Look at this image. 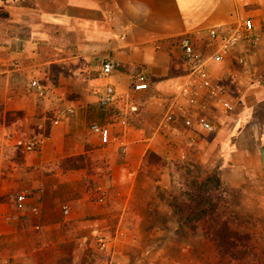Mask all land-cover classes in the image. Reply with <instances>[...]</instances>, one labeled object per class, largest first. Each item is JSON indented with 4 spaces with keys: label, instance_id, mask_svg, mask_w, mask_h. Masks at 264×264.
Listing matches in <instances>:
<instances>
[{
    "label": "crops",
    "instance_id": "crops-1",
    "mask_svg": "<svg viewBox=\"0 0 264 264\" xmlns=\"http://www.w3.org/2000/svg\"><path fill=\"white\" fill-rule=\"evenodd\" d=\"M247 18L254 21L261 36L259 44L249 48L250 68L231 62L213 63L197 95L187 92L188 66L182 39L191 37L197 50L208 57L214 48L208 46L209 37L203 31ZM105 60L114 64L107 78L100 74ZM139 74L148 77L149 86L135 91L134 78ZM33 81L45 85L43 95L30 87ZM106 84L115 87L116 99L103 108L97 91ZM31 96L39 97L45 109L52 110L46 122V126L50 124L49 135L40 150L20 153L21 159L16 160L6 151L11 146L16 149L13 140L20 136L12 138L9 134L31 122V113L21 103L22 98ZM224 102L233 105L232 112L225 110ZM60 111L66 115L55 124ZM46 115L40 113V123L45 122ZM187 116L192 118L193 127L184 125ZM198 117L211 123L212 130L202 129ZM93 124L109 127V144H102L92 133ZM80 127L89 128L90 149L84 148V143L65 145L66 134ZM193 144L215 150L221 158L218 172L230 187L264 177V0H0V163L12 166L11 172L0 175L12 181L20 175L29 182L36 181L34 191L20 193L29 192L27 201L42 205L39 220L18 224L0 219V235L5 234V239L10 236L13 244L24 241L29 250L17 249V255L50 248H35L34 244L53 241L47 240L52 236L60 242L63 227L88 228L94 221L103 222L106 213L113 216V202L105 186L98 187L93 195L80 192L77 210L74 200L68 199L73 209L69 208L64 218L53 202L51 207L45 203L48 189L53 191L67 183V174L77 172L56 166L45 173L46 166L98 149L105 152L110 180L134 181L128 193L115 194L118 202L124 197L126 200L115 215L119 220L110 241L116 259L129 264L124 246H139L143 240L139 231L126 230L122 221L130 198L136 195L135 182L147 154L174 148L182 160ZM49 178L55 182L46 186ZM162 179L165 183H157L168 189L171 178L166 180L162 175ZM142 203L153 211L161 209L164 202L156 207L148 201ZM165 209L171 212L167 205ZM98 216L101 218L96 219ZM156 229L152 227L148 238ZM144 253L151 251L143 250L141 256ZM148 262L154 264L150 259Z\"/></svg>",
    "mask_w": 264,
    "mask_h": 264
},
{
    "label": "rangeland",
    "instance_id": "rangeland-1",
    "mask_svg": "<svg viewBox=\"0 0 264 264\" xmlns=\"http://www.w3.org/2000/svg\"><path fill=\"white\" fill-rule=\"evenodd\" d=\"M30 87H32V83H30ZM21 103L25 105L26 112L31 113V122L21 126L15 132L13 131L9 136L12 138L18 136L25 138L45 136L48 138L44 133L46 122L50 120L52 115L51 108L45 109L44 104L37 96H31L28 99L22 98ZM42 112L47 113L43 124L39 121ZM87 129L89 128L86 127L82 130L80 127L79 131L66 134L64 137L65 145L84 143V148L90 149L93 142ZM170 151L163 149L161 154L148 156L141 168V176L136 179L134 186L136 195L133 194V198H130L122 222L126 230L139 231V239L143 241L139 246L125 245L124 254L129 264H149L148 259L154 264H218L213 246L202 237L201 230L197 234H191L186 229H178L177 215L167 211L164 203H162L161 209L153 211L146 210V206L142 203L148 201L151 205L154 203V207L160 203L159 192L162 193L160 190L164 184H158L157 181L161 180L162 183H165L162 175H165L166 180L171 178L169 189L177 190L191 178H206L218 170L221 162V158L215 150L200 149L195 144L189 145L185 151L186 157L182 160H180L176 149L172 148ZM20 153L13 146L6 151L7 156L16 160L21 159L23 153H21L22 155ZM119 153L122 154V151ZM81 154L87 156L83 163L84 167L77 170L76 173H68L67 183L61 184L53 191L48 189L45 198L46 205L51 207L53 202L55 207L60 208V217L64 218V215H68L63 212L64 206L68 205V208L73 209L67 202L68 199L74 200V209L77 210L81 200L76 198L80 192L86 191L93 195L98 187L105 186L109 189V199L113 202L114 208H110L113 211L111 213L113 216L106 213V219H103V222L94 221L89 224L88 228L83 226L80 228L74 226V229L70 226L63 227L61 228L62 233L60 232V242H56L54 236L47 239L53 241H47L44 244L39 240L37 243L34 242L35 248H42L43 246H50V248L48 247V250L42 249L43 251H30L21 255H17V249L29 251L24 241L16 240L13 244L10 236L5 239V234H2L0 235V264H121L122 259L120 257V259H116L117 255H113L110 241L117 229V221L119 220V217L115 215L119 214V209L123 208L126 197H124V201L118 202L115 194L118 191L128 193L134 181L132 179L110 180L108 178L109 165L105 164L104 151L94 149ZM56 166V163L48 164L44 172L50 173L54 171ZM2 171L11 172L12 166L0 163V172ZM13 179V181L11 178L8 180L5 179V176L0 175V219L6 222L5 217L9 212L18 214V221H16L18 224L41 219L40 208L42 205L40 203L27 201L20 204L18 202L20 192L29 189L34 191L36 181L29 182L23 175L14 176ZM45 182L46 186H49L55 181L49 178ZM152 194H155V198ZM151 195L153 196L152 199L148 200ZM92 200L94 201V198ZM226 201L225 211L234 213L241 219L253 224L254 228L251 231L256 234L258 243L264 248V177L252 179L241 187H230ZM134 204H136L135 207ZM35 205L40 207L38 214L31 212ZM53 214L55 217V213ZM57 215L59 217V213ZM97 218L101 217L98 216ZM82 225L87 224L82 222ZM153 226L158 229L155 230L153 237L148 238V233L151 232ZM101 239L107 242L106 248L99 246L98 241ZM146 249L151 253H147L148 255L144 253V256H141V251ZM153 252H156L155 257L151 256L154 254ZM54 255L60 257L54 259Z\"/></svg>",
    "mask_w": 264,
    "mask_h": 264
},
{
    "label": "trees",
    "instance_id": "trees-1",
    "mask_svg": "<svg viewBox=\"0 0 264 264\" xmlns=\"http://www.w3.org/2000/svg\"><path fill=\"white\" fill-rule=\"evenodd\" d=\"M49 129L50 124L44 133L47 136ZM152 154L156 153L150 152L147 157ZM86 159L85 154L73 155L56 165L64 170H79ZM229 188L217 170L206 178H191L177 190L162 187L159 197L177 215L178 229L191 234L201 230L202 237L212 244L218 264H264V248L251 231L253 224L225 211Z\"/></svg>",
    "mask_w": 264,
    "mask_h": 264
},
{
    "label": "built area",
    "instance_id": "built-area-1",
    "mask_svg": "<svg viewBox=\"0 0 264 264\" xmlns=\"http://www.w3.org/2000/svg\"><path fill=\"white\" fill-rule=\"evenodd\" d=\"M209 37L208 46L214 48V52L205 57L202 52L198 51L191 37L185 36L181 41L183 49V57L188 66V78L186 83V91L197 95V88L204 85L209 77V67L213 63L231 62L234 65L249 69V48L256 47L260 41V34L256 31L254 21L250 18L241 19L233 24H222L203 31ZM114 70V64L111 60H105L100 68V74L103 78L109 77ZM149 86L148 77L145 74H139L134 78L133 88L135 91L145 90ZM32 87L38 94L43 95L46 89L45 85L33 81ZM99 105L103 108L109 107L116 99V90L113 85L106 84L103 89L97 91ZM224 108L228 112H232L233 105L224 102ZM65 112L60 111L53 121L58 124L61 118L65 117ZM197 124L204 130H212V125L204 117L197 118ZM186 127H193L194 122L191 117L184 120ZM92 133L99 136L102 144L111 142V132L109 127L93 124L91 126ZM45 136H37L33 138L18 137L13 140V145L21 153H32L40 150L46 142ZM31 197L29 192H22L18 195V202L23 204ZM31 212L39 213V207L33 206ZM63 212L69 213V208L64 206ZM5 219L9 222L18 221V214H8ZM98 244L101 248H106L107 242L99 240Z\"/></svg>",
    "mask_w": 264,
    "mask_h": 264
}]
</instances>
